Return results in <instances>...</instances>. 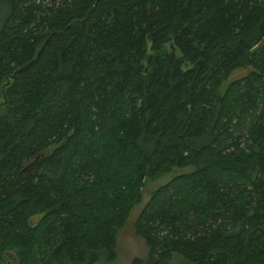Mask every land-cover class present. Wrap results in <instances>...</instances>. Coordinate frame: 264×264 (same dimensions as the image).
Wrapping results in <instances>:
<instances>
[{"label":"trees","instance_id":"trees-1","mask_svg":"<svg viewBox=\"0 0 264 264\" xmlns=\"http://www.w3.org/2000/svg\"><path fill=\"white\" fill-rule=\"evenodd\" d=\"M0 3V264H264V0Z\"/></svg>","mask_w":264,"mask_h":264},{"label":"rangeland","instance_id":"rangeland-1","mask_svg":"<svg viewBox=\"0 0 264 264\" xmlns=\"http://www.w3.org/2000/svg\"><path fill=\"white\" fill-rule=\"evenodd\" d=\"M52 0H45L46 5H50ZM6 11L0 3V25L5 19ZM248 70L235 71L229 80L224 81V87L228 86L232 82L245 77L248 74ZM7 114V109L5 101L0 97V117H4ZM169 178V177H168ZM166 178L158 183L148 182L143 190L142 203L132 209L131 217L128 225L120 232L117 237L116 244V258L113 262L106 264H131L136 258L144 259L147 256V248L144 241L139 238L134 231V221L140 211L142 210L144 204L148 201L152 192L160 185L166 183L169 179ZM39 218L32 220V223H37ZM4 258H8L9 262L14 261V264H18V259L13 252H5L2 256V264H7ZM4 259V261H3Z\"/></svg>","mask_w":264,"mask_h":264},{"label":"water","instance_id":"water-1","mask_svg":"<svg viewBox=\"0 0 264 264\" xmlns=\"http://www.w3.org/2000/svg\"><path fill=\"white\" fill-rule=\"evenodd\" d=\"M8 264H12L11 262H8Z\"/></svg>","mask_w":264,"mask_h":264}]
</instances>
